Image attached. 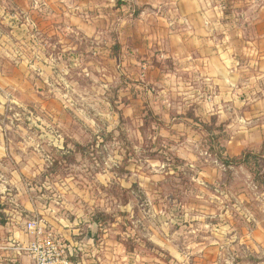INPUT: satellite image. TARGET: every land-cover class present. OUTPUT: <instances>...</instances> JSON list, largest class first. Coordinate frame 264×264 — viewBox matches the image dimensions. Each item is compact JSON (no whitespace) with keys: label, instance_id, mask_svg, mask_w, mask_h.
<instances>
[{"label":"rangeland","instance_id":"1","mask_svg":"<svg viewBox=\"0 0 264 264\" xmlns=\"http://www.w3.org/2000/svg\"><path fill=\"white\" fill-rule=\"evenodd\" d=\"M35 1L0 4V264H17L21 221L66 248L71 230L116 239L128 264H264L262 99L220 96Z\"/></svg>","mask_w":264,"mask_h":264},{"label":"crops","instance_id":"2","mask_svg":"<svg viewBox=\"0 0 264 264\" xmlns=\"http://www.w3.org/2000/svg\"><path fill=\"white\" fill-rule=\"evenodd\" d=\"M35 2L0 0V4L21 14L29 13L25 11L27 4ZM43 3H64L66 8L59 12L60 16L82 20V25L90 18L100 20L103 25L96 30L97 34L112 33L118 37L119 45L128 39L132 50L144 51L153 57L152 61H164L177 69L199 73L203 84L221 93L220 96L262 99L257 105L264 108V0H45ZM82 25L80 32L84 35L95 32ZM7 82L8 75L0 62L1 112L9 102ZM25 209L34 215L32 206ZM15 219L9 222L19 223ZM20 223L21 229L15 228L11 239L23 246L15 249L13 258L17 264H29L22 251L32 238L26 231L29 222ZM87 228V231L94 229L91 224ZM75 232L71 230L63 238L73 254L71 264H128L124 247L116 239L86 232L78 242L70 236Z\"/></svg>","mask_w":264,"mask_h":264},{"label":"built area","instance_id":"3","mask_svg":"<svg viewBox=\"0 0 264 264\" xmlns=\"http://www.w3.org/2000/svg\"><path fill=\"white\" fill-rule=\"evenodd\" d=\"M26 231L32 238L22 251L29 264H71L73 254L52 231L35 221L26 225Z\"/></svg>","mask_w":264,"mask_h":264},{"label":"trees","instance_id":"4","mask_svg":"<svg viewBox=\"0 0 264 264\" xmlns=\"http://www.w3.org/2000/svg\"><path fill=\"white\" fill-rule=\"evenodd\" d=\"M221 162H222V164H226V162L224 160H221ZM70 261H71V263H73L71 259H70Z\"/></svg>","mask_w":264,"mask_h":264}]
</instances>
